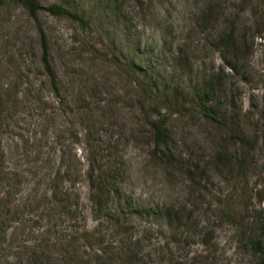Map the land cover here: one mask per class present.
<instances>
[{
  "label": "rangeland",
  "instance_id": "1",
  "mask_svg": "<svg viewBox=\"0 0 264 264\" xmlns=\"http://www.w3.org/2000/svg\"><path fill=\"white\" fill-rule=\"evenodd\" d=\"M33 1L89 25L33 18L23 0L0 7V264H259L250 238L264 211V0ZM217 74L220 116L245 151L189 111ZM147 86L174 106L161 110L165 160ZM227 152L233 165L218 166ZM92 165L116 172L125 216L118 201L101 215L88 202ZM76 202L78 226L67 209Z\"/></svg>",
  "mask_w": 264,
  "mask_h": 264
},
{
  "label": "trees",
  "instance_id": "2",
  "mask_svg": "<svg viewBox=\"0 0 264 264\" xmlns=\"http://www.w3.org/2000/svg\"><path fill=\"white\" fill-rule=\"evenodd\" d=\"M3 0H0V7L2 5ZM24 6L27 8L29 14L33 17H37V13L41 11H45L51 16L64 18L71 20L73 22L78 23L81 27L86 28L87 25H89L88 21H85L79 14L73 13L69 11L68 9H65L61 6L55 5L49 8H42L38 4L35 3L33 0H23ZM230 38H226L224 43L222 41V45L228 47L230 45ZM42 63L46 69V72L48 73L52 85L54 87V90L57 92V86H56V77L54 75V72L50 66L49 63V52L48 47L45 39H42ZM183 54L180 52L174 59L175 63H182ZM231 71H235V67L232 65H229ZM225 83L224 79L221 77V75L217 74L208 79L202 86V89L198 93L194 103H192L191 109H189L190 112L195 113V115L207 120L214 122L218 124L222 129H224L225 133L227 132L229 139L234 140L236 144H238L242 151H245L247 149V141L245 139V136L242 133H237L234 129V125L228 123L222 116V107H221V100H220V92H225ZM141 90L144 92V95L146 99L153 104L152 107V114H156L158 119L153 120L149 123L153 136H154V150L155 154L158 155L162 160H165V158H169L170 156V149H169V141L167 139L168 134L166 133V126L165 121L163 120V116L161 115V110L165 109L167 111H172L174 108L172 102L170 99H166L163 97H160V95L154 91L153 87L147 86V88H141ZM175 98H179V94L175 93ZM181 111H186V107L182 109ZM221 115V116H220ZM217 165H222L224 167H231L233 164L232 156L229 157L228 152L223 153L219 155ZM171 164V163H170ZM99 171L100 169L97 168ZM95 167V165L90 166L87 173H85V177L89 180L90 183V199L88 202L93 206V208L97 209L98 212L101 215V212L106 211L107 208L109 209V206H113V202H119V208H123L122 212L125 216V213H129V211L132 209V204L129 201V199H126L125 201H122V191L119 187H117L116 184V177L117 174L115 171H100L98 172ZM116 176V177H115ZM75 183L73 184V188L71 190H68V193L70 191L71 193L75 192ZM69 196V194H67ZM67 196V197H68ZM70 203V202H69ZM78 204L79 202H76V204H70L67 206V209L69 210V216L72 220V224L78 226L79 218L75 213L78 212ZM123 205V206H122ZM121 212V213H122ZM113 218V217H112ZM111 218V219H112ZM115 221V224L118 226L120 225V221H124V217L120 215V213H117V219H113ZM80 228V227H79ZM85 228V234L88 236V231L86 227L81 228V231H83ZM251 246L256 254L262 255L261 261L259 264H264V211L261 214L260 220H259V228L255 232L254 236L250 238Z\"/></svg>",
  "mask_w": 264,
  "mask_h": 264
}]
</instances>
